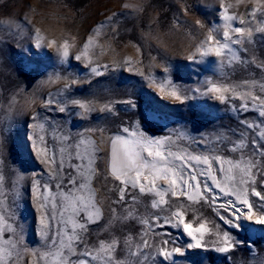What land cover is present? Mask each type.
Returning <instances> with one entry per match:
<instances>
[{"label": "rangeland", "instance_id": "374dc122", "mask_svg": "<svg viewBox=\"0 0 264 264\" xmlns=\"http://www.w3.org/2000/svg\"><path fill=\"white\" fill-rule=\"evenodd\" d=\"M222 3L225 14L237 17L232 26L246 29L249 13L258 6L256 0H0V40L5 41L0 43V176L4 177L0 181V216L11 217L8 223L15 232H5V238L11 236L16 242L12 249L0 239V248L5 249V255L12 252L7 257L10 264H54L51 256L41 259L46 252L56 249L45 247L41 235L44 210L33 195L32 181L47 183L48 194L60 202L62 189L57 185L64 183L63 174L57 178L50 172L56 165L39 162L29 139L33 135L41 149L47 144L48 156L55 153L57 165L63 159L67 167L69 156H75L77 150L84 157L83 171L91 180L81 181L88 186L73 195L101 208V221L89 226L90 242L98 246L101 239L118 240L115 260L119 264H160L163 258L159 250L164 240L169 241L164 245L167 251L180 247L183 252L173 253L172 260L164 264H264V226L240 218L239 227H230L220 219L221 215H230L223 205L236 197L226 196L213 187L218 196L214 200L212 192L203 191L204 183L213 184L211 177L200 174L202 169L206 170L204 165L196 168L199 188L193 181L191 187L185 185V194L180 192L179 180L173 186L175 196L167 190L169 184L164 179L155 181L166 190V203L159 207H152L153 202H159L156 190L147 191L152 182L144 183L145 193H140L139 187L129 189L130 193L135 192V201L129 195L127 204L113 203L119 199L118 189L122 187L110 172V145L117 134L132 139L130 133L142 131L162 140L165 151L221 155L233 163L241 160L240 150L231 151L238 140L229 131L238 127L232 105L239 106L241 99L222 103L214 94L204 93L213 83L236 86L246 80H264V71L255 63L264 61V33L256 31L264 27V16L258 14L251 21L252 43H248L246 32L244 44L232 45L236 57L252 63H241L231 54L216 57L209 53L200 57L201 50L216 46L215 40L207 42L210 32L223 39L224 21L217 11ZM241 18L245 24L240 23ZM37 30L43 38L40 49L35 47ZM48 41H54V46L48 47ZM65 43L69 55L61 64L57 49ZM29 46L32 50L25 54L22 50ZM190 55H195L199 62L190 61ZM92 68H98L101 74H94ZM73 80L77 82L73 84ZM173 90L182 96L181 100L169 95ZM249 90L260 94L258 86ZM225 95L231 97L234 93ZM50 98L55 111L45 108ZM73 100L95 110L86 114L87 119L82 118L76 113L84 110L73 105ZM129 100L135 108L125 103ZM61 106L68 108L71 115L60 113ZM105 107H112L114 112L101 111ZM257 116V112L244 114L250 121ZM40 124L44 127L40 128ZM125 127L129 133H122ZM222 134L228 139H218ZM212 163L213 175L221 187L227 185L226 190H230L232 183L226 179L230 165L225 162V175H218L216 169L221 165ZM257 188L264 191L259 184ZM17 189L21 193L19 199ZM17 199L18 206L14 208ZM249 199L261 206L250 191ZM63 203L67 205L69 201ZM238 206L247 212L245 206ZM113 207L115 213L111 211ZM51 208L49 202V211ZM177 212L194 229L201 223L206 225V247H187L194 241L183 226H171L178 223ZM70 213L68 208L63 221L56 214L50 234L56 233L58 222L62 230L64 222H68L70 229ZM224 231L243 244L227 253L215 251ZM194 235L200 238L198 232ZM145 241L151 247H146ZM249 242L254 244L253 248H249ZM130 251L136 255H130Z\"/></svg>", "mask_w": 264, "mask_h": 264}, {"label": "snow or ice", "instance_id": "6c2138e0", "mask_svg": "<svg viewBox=\"0 0 264 264\" xmlns=\"http://www.w3.org/2000/svg\"><path fill=\"white\" fill-rule=\"evenodd\" d=\"M258 6L253 7L249 13L250 20L248 23V28L242 27H233L232 21L237 17L235 15H227L226 9L221 4V9H218L221 13L222 19L224 21V31L223 39H218L213 36L210 32L207 37V42H212L215 40V47H208L206 50H201L199 52L200 57H206L209 53H214L216 57H222L226 54H231L236 59L240 60L241 63H252L251 61L241 60V58L236 57L235 52L232 50V45L244 44L245 43V33L247 32V41L252 43V37L254 35L251 30V21L257 19V15L264 16V0H256ZM185 11H188L185 8ZM260 22V21H258ZM200 23V21H197ZM241 24H245V19H240ZM264 23V22H261ZM257 32L264 33V27L256 29ZM231 33L237 35L233 36ZM0 43H5L4 40H0ZM54 41H48V47L54 46ZM43 38L39 36V30H37L36 43L35 47L40 49L42 48ZM87 47V45L85 46ZM203 45L201 48L203 49ZM32 46H29L22 51L25 54L31 52ZM247 51V48L244 49ZM60 55V63L63 64L68 58V45L65 43L61 45L60 49H57ZM77 60L80 59V56L76 57ZM193 63H197L196 56L190 55L188 57ZM256 67L264 71V61H256ZM31 70V69H30ZM91 71L100 75L101 72L98 68H92ZM77 81L73 80L72 83L75 84ZM258 86L259 93L256 94L254 91L249 90V88H256ZM68 85L65 87V91L68 89ZM239 88H244L243 92L238 91ZM187 91V90H186ZM229 92L234 93L231 97L225 95ZM208 93L214 94L215 98L221 101L222 103H230L231 100L241 99V104L239 106L232 105V110L237 113L238 127L230 129L229 131L232 135L237 137L238 142H234L231 148V151L236 152L237 150L241 151V160L233 163L232 161H225L224 157L221 155H201V154H184L180 155L174 153L170 150L165 151V144L160 139H153L144 132L138 131L135 133H130L133 136L132 139L125 138L122 134H117L111 141L112 143V160L110 172L111 175L118 181L121 182L122 187L118 189L119 199L114 201V204H119L123 206L128 203L127 197L131 195L133 201L136 200L135 192H129V189H136L139 187L140 193H145V184L144 181L147 180V175H143L142 171L147 170L148 173L153 175L152 186L147 189L148 192L156 190V195L159 197V202H153L152 207H159L161 204L166 203L164 199V189H160L156 184L155 180L164 179L166 183L169 184L167 190L171 191L173 196L177 195L176 190L173 186L177 185L178 180L180 181V192L185 194V185L188 187L192 186V182H196V187L199 188L200 181L198 179L196 168L200 165L206 166V170H201V175H206V177H211L213 184L210 186L207 183L203 185V191L212 192L213 199H218V196L213 192V187L217 188L226 196L234 195L235 200L227 201L223 207L225 211L230 213L229 216H220V219L224 223L228 224L230 227H239L238 221L240 218L247 219L252 221L255 225L264 226V191L258 190L257 184H259L260 189H264V80L256 81H244L242 85L236 86H218L213 83L211 87H208L205 91V95ZM169 95L176 100H181L182 96L177 93L176 90H173ZM195 95V94H194ZM184 98L187 99V95H184ZM56 103H60L57 101ZM125 103L130 104L133 108L136 107L135 103L131 100L125 101ZM73 105H78L79 108L83 109L84 112L76 113V115L81 116L82 118L87 119V113L94 111L89 104L82 103L80 101L73 100ZM53 100L50 98L45 103V108L49 111H55V107H52ZM60 113L69 112V109L66 107H59ZM101 111L114 112L112 107L102 108ZM248 112H257L258 116L253 120H249L244 117V114ZM71 115V112H69ZM39 116V113H37ZM244 117V118H241ZM37 117H34L36 119ZM40 128H43L44 125L40 124ZM122 133H129V128L125 127L122 129ZM2 135V133H0ZM138 137V138H136ZM32 140V146L35 150V154L40 163L45 165H56L54 168H50V172L55 174L57 178H61V173L63 174L64 183L57 185V188L62 189V201L58 202L55 197L50 196L48 193L50 191L47 183H42L39 179H33L32 181V192L36 200L40 202L41 208L44 210V215L41 217V235L45 239V247H50L56 249V251H49L41 256V259H45L48 256L54 258V264H119L115 260V254L117 245L119 241L112 239L110 242L106 240H99L98 246L90 242V225L96 224L101 221L103 213L101 208L98 207L95 202H90L85 200L83 197L77 198L73 195L74 191L83 190L88 186V183L81 182L87 181L90 182L91 177L85 176L83 169L85 168L84 157L77 150L75 156H69L67 162V167H65V162L61 159L60 163L57 165L55 160V153L53 152L52 156H48V146L45 144L43 149L37 146L35 135L29 137ZM41 141L44 140V137H39ZM221 140H227L226 135H221L218 137ZM83 143V141H82ZM122 145L118 150L117 144ZM199 146V145H198ZM147 153L145 157L143 153ZM149 158H151L149 160ZM76 161H79L77 163ZM213 161L219 162L221 165L220 168L216 169L218 175H225V169L223 164L227 162L230 167L227 169L226 179L230 180L232 187L230 190L225 187H221L220 182L217 180V177L213 175ZM91 163V161H89ZM172 173L177 176L178 179H172L168 181V174ZM135 174V176H133ZM35 175V173H33ZM187 176L185 180L184 177ZM237 176H239V181H237ZM4 179L3 176H0V181ZM21 179L23 177L21 176ZM249 191L252 196L258 198L260 202V207H257L256 204L250 201ZM17 198L19 199L21 193L19 189L16 191ZM192 197H189L191 199ZM18 199L14 202V208L18 206ZM63 201H69L67 205ZM51 202L52 208L51 211L48 209V203ZM243 205L247 208L245 213L243 207L238 206ZM70 208L71 213L69 220L71 222L70 229L67 227L68 222H64V229L60 227V222L57 224L56 233H51V222L56 219V214L59 213L61 221H63L64 212ZM254 208L256 211H254ZM113 213L116 212V208L111 209ZM15 215V212L13 213ZM175 216L179 217L178 223L172 224L173 227L183 226V231L187 233L188 236L192 238L194 243H189L188 248H197L206 247L204 242V233L207 231L206 225L201 223L198 228H193V226L184 221L182 215L179 212L175 213ZM235 218V219H234ZM9 218L0 216V239L4 241L5 245H11L12 249H15L16 242L13 241L12 237L9 236L5 238V232H15L11 223H8ZM166 223H170L169 218H165ZM194 232L200 234V238L197 239ZM66 237V239L64 238ZM169 243L168 240L162 242V246L159 250V256L163 259L160 261H171L173 253H180L183 255V252L180 247H174L172 251H167L164 245ZM243 244V241L237 240L235 237L230 235L228 231H224L222 238L220 239V244L215 247V251L220 253H227L233 248ZM222 245V246H220ZM146 247H151L145 241ZM249 248H253L254 244L249 242ZM139 251V249H138ZM132 256H135L136 253H129ZM143 255V253H140ZM12 256V252L9 250L5 255V249L0 248V264H10L7 257ZM174 264V262H173Z\"/></svg>", "mask_w": 264, "mask_h": 264}, {"label": "bare ground", "instance_id": "6f19581e", "mask_svg": "<svg viewBox=\"0 0 264 264\" xmlns=\"http://www.w3.org/2000/svg\"><path fill=\"white\" fill-rule=\"evenodd\" d=\"M125 138H126V137H125ZM127 139H128V138H127ZM164 144H165V143H164ZM120 147H121V145L118 143V144H117V149L119 150ZM143 155L146 157V156H147V153L145 152V153H143ZM109 159H110V166H111V160H112V143H111V145H110V158H109ZM150 159H151V158H149V160H150ZM145 174L147 175L148 178H147L146 181H144V183H147V182H150V183H151V182L153 181V178H154L153 175H152L151 173H148L147 170H143V171H142V179H143V175H145ZM133 176H135V174H133ZM174 176H175V175H173L172 173H169V174H168V177L171 178V179H173ZM157 180H158V179H157ZM157 180H155V181H157Z\"/></svg>", "mask_w": 264, "mask_h": 264}]
</instances>
